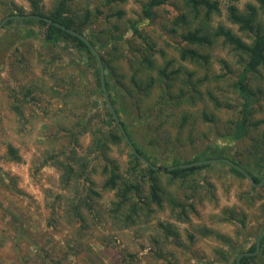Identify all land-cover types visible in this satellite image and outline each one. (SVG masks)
I'll use <instances>...</instances> for the list:
<instances>
[{"label": "rangeland", "instance_id": "374dc122", "mask_svg": "<svg viewBox=\"0 0 264 264\" xmlns=\"http://www.w3.org/2000/svg\"><path fill=\"white\" fill-rule=\"evenodd\" d=\"M73 1L76 8L94 14L99 9L100 17L116 13L104 34L98 22L85 33L103 40L110 31L128 40L118 44L113 57L115 78L125 85L139 72L137 61L146 50L130 30L131 23L139 22L150 45L166 53L161 57L155 51L153 72L145 69L140 76L157 80V71L173 60L167 97L181 100L163 105L158 97L164 92L156 87L143 98L148 102L142 108L144 118L142 111L127 105L124 121L146 147V158L135 161L124 144H108L105 155L95 137L99 130L107 131L109 106L95 75L87 70L85 55L48 46L37 26L36 37L17 43L19 51H14L11 41L18 42V35L13 30L25 26L0 29V264H232L264 230L262 185L253 186L248 178L232 173L228 163L217 161L188 181L161 175L163 203L157 206L143 178L156 159L158 166L175 159L188 161L212 145L225 149V159L264 174L259 130L240 141L231 136L241 104L234 83L244 56L218 38L212 47L201 49L210 55L208 65L180 60L181 34L198 26L194 19L189 26L174 23L186 11L184 0H168L155 9L151 20L142 14L149 0ZM12 2L31 10L27 0ZM54 2L43 0L45 13ZM219 2L221 13L212 26H227L250 43V36L228 18L233 0ZM235 4L241 12L250 4L256 6L264 27V9L256 0ZM128 51L133 56H127ZM107 52L99 51L104 56ZM250 87L259 97L252 122L264 120L263 67L251 75ZM150 106L156 111L152 116ZM106 157L118 165L123 181L141 185L139 196L133 197L139 206L133 215L129 216L131 203L118 206L119 189L104 186L109 176L104 172ZM252 264H264V256Z\"/></svg>", "mask_w": 264, "mask_h": 264}, {"label": "trees", "instance_id": "16d2710c", "mask_svg": "<svg viewBox=\"0 0 264 264\" xmlns=\"http://www.w3.org/2000/svg\"><path fill=\"white\" fill-rule=\"evenodd\" d=\"M27 1L31 7L30 12L24 11L22 7H19L17 4L12 2V0H5L3 2L0 1L1 21L8 16H29L28 18L8 20L1 28L5 31H8V29L14 24L25 26L22 29L23 31L21 29L13 30L14 35H18V42L15 40L11 41L14 46V51H19V47L16 46L17 43L21 41L25 42L27 39L36 37L34 28L36 26L39 27L43 30L42 34L44 36V41L48 46H51L54 49L62 48L63 50L79 52L85 55L87 70L91 71L95 75L96 85L100 90V94H102L104 97L105 95L101 85L100 66L95 53L81 38L68 32L66 28L84 35L92 44L93 48L101 56V62L103 64L104 70V83L107 93L126 132V135L129 138V141L136 150V153L132 151L129 143L126 141L109 107L107 108L108 118H106L108 128L105 132L102 130L98 131L99 135L95 137L97 146H100L99 148H101L105 154V151L109 148L108 144H124L131 151V156L135 161L139 162V156L146 158V147H143L137 142L138 139L136 137L137 135L135 131H133L131 127L127 125L123 116H126L124 113H128V107L131 106L130 104L133 105L136 112H141L143 106H146L148 103L143 98L150 97L152 91L156 87H160L161 91L164 92L163 96L159 95L158 97L159 102L162 101L163 105L166 101L176 105L179 104L181 99L173 97L170 98L171 90L168 81L171 78V74L174 73V71H169V69L172 67L173 60H167V62L164 64V67L159 72L157 71V80L153 76H148L145 78L140 76V73L142 71L144 72L145 69L153 72V69L155 68L153 54H155L156 50L152 45H150L148 39L141 32L140 27L138 26L139 22L131 23L130 30L132 31L133 36L142 41L146 50L140 53L139 60L137 61L138 65L135 63L140 73H132L133 75L130 77L129 85H125L122 79L115 78L116 68L113 64V57H115L116 47H118V44L128 43V40H126L123 35L116 33L114 34L110 31L106 34V38L103 40L101 38L88 37V35L85 33L86 29L89 28L90 25L98 22L101 26H103L101 31L102 34H104L105 29H107L106 25L110 23L111 18L116 13L111 12L100 17L98 15L103 13H101L99 9H97L96 13L94 14L93 11L88 8H76L74 6L73 0H55L52 9L48 13H45L42 6L43 0ZM167 1L168 0H149L144 5L142 10L144 19H154L156 17L155 9L163 4H166ZM236 1L237 0H233V3L228 7V18L232 24L238 26L239 31L247 33V35L250 36L251 42L247 43L240 36H238L233 31V29L227 26L222 24H219L216 27L212 26L213 18L221 13L219 0H184L186 11L178 14L174 20V23L183 26H189L190 20L194 19L198 21V26L196 28L186 30L181 34L183 46L180 47L179 58L182 61H190L193 63L208 65L211 60L210 55L201 51V49L212 47L215 40L218 38L223 39L225 44L231 46L234 51L244 56L242 71L237 75L236 81L234 83L236 91L238 92L239 98L241 100V104L238 117L235 121V126L233 129L234 131L232 132L231 136H233L235 140L240 141L248 137L252 130H259V143L264 153V120L261 119L252 122L254 108L259 102V97L254 91H252L250 87L251 75L258 73L260 68H264V27L259 23V9L256 8V6L250 4L247 6L245 11L241 12L235 4ZM256 1L260 4V8L264 9V0ZM118 14L119 16L123 15L121 11H118ZM33 16L46 17L51 19L54 23H48ZM114 28L116 31L119 30L117 26H114ZM8 38L11 40L10 35ZM102 49L108 50L106 56L99 53V51ZM156 52H158L161 57H166L165 51L160 50ZM127 56H133V54L128 51ZM158 83L159 85H157ZM134 91H136L138 94H143L136 97ZM168 95H170V97H167ZM105 103L107 104L106 100ZM147 109L151 116L152 113L155 114L156 112L153 106H150L149 108L147 107ZM142 114L143 116L141 115V118H144L145 114L143 111ZM207 116L208 115L205 114L204 118L206 120H210ZM188 119L189 117L186 115L183 118V121L186 122ZM262 125L263 127L260 130L259 126ZM158 126H161V128L163 127L162 120L159 121ZM178 134L180 135V132ZM9 150L15 153L13 148H10ZM153 158L156 159L155 157ZM225 158V149L218 145H212L206 147L205 150H203L199 155L195 156L192 160L181 162L175 159L170 165L158 166V160L156 159L157 161L155 160L151 162L150 166H147L146 175L143 178L148 182L149 196L151 201L157 206H160L163 203L160 186L161 175L165 174L173 181H188L199 172L210 168L211 163L183 168H170L213 159H217L219 162H222L223 160L221 159ZM106 160H108V166L106 165V167H104V172L105 174H108L109 172V176L106 178L104 186L110 189L118 188V197L120 199L118 206H125L126 204L131 203L132 209L129 216L133 215L135 212H137L139 207L137 202L133 200V197L137 195L139 196V193L142 191L141 185L139 183L137 184L129 181H123V177L119 173L118 165H116L114 161H111L107 157ZM230 161L246 170L252 176L255 183L259 184L264 179L263 173L258 175L254 174L246 165H242L240 162H235L231 159ZM230 171L239 177L245 178V176L234 167L230 166ZM262 172H264V169ZM252 189L256 188L252 187ZM261 189H264V183L262 184ZM179 206L180 205L177 207ZM233 219L237 220L236 217ZM238 221L244 225V220L238 219ZM164 228L167 230V227L164 226ZM261 246L262 248L259 254L255 256L243 257L240 264H252L257 259L264 256V237L261 239ZM255 250L256 242H254L249 247V249L244 252H254ZM237 257L233 260L232 264H237Z\"/></svg>", "mask_w": 264, "mask_h": 264}, {"label": "water", "instance_id": "95a60500", "mask_svg": "<svg viewBox=\"0 0 264 264\" xmlns=\"http://www.w3.org/2000/svg\"><path fill=\"white\" fill-rule=\"evenodd\" d=\"M29 16H19V15H16V16H8V17H5L1 22H0V29L4 26V24L6 23V21L8 20H11V19H22V18H28ZM33 17H36L38 19H42L48 23H54L51 19L49 18H46V17H41V16H33ZM66 30L70 33H72L73 35L81 38L88 46L89 48L95 53L96 57H97V60H98V63H99V66H100V71H101V85H102V89H103V92H104V95H105V98H106V101L108 103V106L110 108V111L112 113V115L114 116L116 122L118 123V126L120 127L126 141L129 143V146L131 147L132 151L134 153H136V150L134 148V146L131 144V142L129 141V138L127 137L126 135V132L115 112V109L113 107V104L111 102V99L107 93V90H106V87H105V83H104V73H103V64L101 62V58L98 54V52L93 48L92 44L89 42V40L82 34L78 33V32H75L71 29H67ZM223 160L224 162L228 163L231 167H234L235 169H237L238 171H240L246 178H248L252 185L253 186H261L263 183H264V179L259 183H255V181L253 180L252 176L246 171L244 170L243 168H241L240 166L236 165L235 163L231 162L230 160L228 159H221ZM219 160L217 159H213V160H209V161H200V162H194L192 164H187V165H179V166H174L170 169H173V168H183V167H190V166H196V165H203V164H210V163H215ZM264 237V230L263 232L259 235V237L257 238V241H256V250L254 252H243L241 253L238 257H237V264H240L241 262V259L245 256H255L259 253L260 251V246H261V239Z\"/></svg>", "mask_w": 264, "mask_h": 264}]
</instances>
